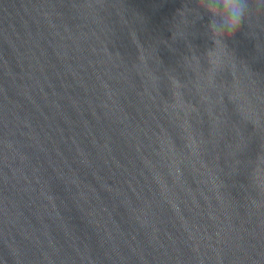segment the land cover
I'll list each match as a JSON object with an SVG mask.
<instances>
[{"label": "water", "instance_id": "water-1", "mask_svg": "<svg viewBox=\"0 0 264 264\" xmlns=\"http://www.w3.org/2000/svg\"><path fill=\"white\" fill-rule=\"evenodd\" d=\"M196 8L0 0V264H264V14Z\"/></svg>", "mask_w": 264, "mask_h": 264}, {"label": "clouds", "instance_id": "clouds-1", "mask_svg": "<svg viewBox=\"0 0 264 264\" xmlns=\"http://www.w3.org/2000/svg\"><path fill=\"white\" fill-rule=\"evenodd\" d=\"M195 19L208 17L207 30L213 47L207 51L215 62L228 53L227 41L253 12L264 14V0H196ZM184 15V13H181Z\"/></svg>", "mask_w": 264, "mask_h": 264}]
</instances>
